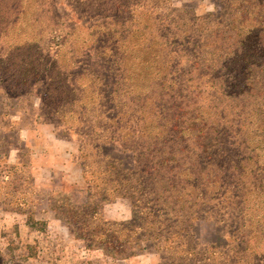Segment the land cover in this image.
I'll return each mask as SVG.
<instances>
[{"label":"trees","instance_id":"1","mask_svg":"<svg viewBox=\"0 0 264 264\" xmlns=\"http://www.w3.org/2000/svg\"><path fill=\"white\" fill-rule=\"evenodd\" d=\"M31 1L37 5L39 0ZM24 2L0 0V92L7 97L32 94L40 81L56 84L60 72L66 73L57 61L54 68L53 57L44 59L49 51L55 56L56 49L61 51L60 39L47 45L45 54L38 32L32 40L2 39L8 31L4 26H15L21 13L7 16V9ZM77 3L92 17L100 15V7L108 10L101 0ZM114 3L118 15L123 9L128 17L115 15L112 26L119 29L107 32L119 33L112 40L120 45L106 40L102 59L115 58L118 72L124 60L134 62L126 70L138 74L126 77L128 104L121 101L125 92L110 100L111 119L99 108L100 93L91 88L95 82L87 85L82 77L78 85L76 80L63 86L68 101L59 95L50 105L66 132L78 135L79 168L87 184L85 201L61 197L55 217L87 250L117 262L136 256L147 242L167 264H264V0H216L214 11L184 17L174 15L180 10L171 0ZM130 3L137 8L125 7ZM162 10L168 17L159 19ZM42 15L36 19L40 30L46 29ZM142 83L151 89L149 95ZM114 145L131 155L130 170L105 155L103 148ZM119 199L130 202V220L104 218L102 208ZM216 211L233 216L222 248L201 243L194 229L200 214L219 216ZM25 225L31 231L47 228L32 216ZM16 238L14 229L0 250V264L33 257V246L27 245L24 255Z\"/></svg>","mask_w":264,"mask_h":264},{"label":"rangeland","instance_id":"2","mask_svg":"<svg viewBox=\"0 0 264 264\" xmlns=\"http://www.w3.org/2000/svg\"><path fill=\"white\" fill-rule=\"evenodd\" d=\"M80 1L82 0H39L35 5L31 0H25L18 8L7 9V16L21 13H17L20 18L15 26H4L8 31L7 37L2 36V39H8L9 42L15 38L32 40L33 33L38 32L42 35L39 40L42 42L43 54L48 52L45 49L47 45L53 46V41L60 39L61 45H64L61 51L56 49V56L53 51H49L50 56L44 59L53 57L54 68H57V61L60 70H66V73L60 72L56 84L40 81L33 86L32 94L7 97L0 92V250L4 251L8 245L7 239L16 229L15 242L20 253L28 254L27 245L34 248L33 257L21 260L20 264H167L164 257L147 242L142 243L136 249V256L127 261L117 262L99 251L87 250L81 241L74 239L66 225L55 217L54 210H57V201L61 197L70 195L76 204L85 201L87 184L79 168L78 135L66 132L67 128L59 124L55 114L50 112V105L54 104L53 100L59 95H62V101H68L65 86L68 87L69 83L76 80L78 85V79L82 77L87 85L88 80L95 82L91 85L96 84V87L91 88L100 93L99 108L106 111L104 117L111 119L115 111L111 109L114 102L111 103L110 100L115 101L116 93L125 92L121 101L128 104L131 88L127 78L130 73L131 78L138 74L135 69L126 70L134 62L124 60L118 72L115 70V58L111 62L109 56L102 59L106 40L120 38L119 33L108 36L107 29L114 28L112 21L115 15L122 20L125 16L128 17V12L121 9L120 12L123 13L118 15L114 0H101L108 6V10L106 6L100 7V15L92 17L80 11L77 3ZM126 5L128 4L125 7L129 9L137 8L135 4ZM171 6L180 10L174 15L184 17L191 11L201 15L214 11L216 0H171ZM41 11L43 15L40 22L46 29L42 27L40 30L36 19ZM167 17L166 10L159 11V19ZM56 21L58 25H55ZM115 28L119 29V26ZM110 43L115 47L116 44L120 45V42L114 44V40ZM119 77H127L125 81H121L127 84H116ZM50 85L52 88L47 92ZM146 86L142 83V90L149 95L151 89ZM117 88L119 91L116 92ZM91 118L85 119L89 121ZM103 151L112 160L122 162L126 170L132 168L131 155L123 153L117 145L105 146ZM7 164L17 165L18 168L11 170L7 168ZM214 215L219 216H210L208 212L200 214L194 229L201 243H214L222 248L224 229L229 230L228 225L233 222V216L230 212L227 215L224 212L219 214L218 211ZM30 216L36 221H45L46 230H29L25 220ZM102 216L114 222L128 221L131 218L130 202L125 199L110 202L102 208ZM220 220L224 222L221 223Z\"/></svg>","mask_w":264,"mask_h":264}]
</instances>
